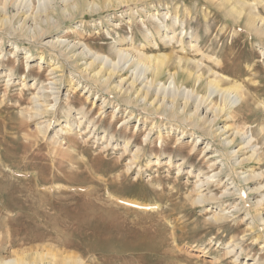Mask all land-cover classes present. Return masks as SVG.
Here are the masks:
<instances>
[{
    "label": "rangeland",
    "instance_id": "rangeland-1",
    "mask_svg": "<svg viewBox=\"0 0 264 264\" xmlns=\"http://www.w3.org/2000/svg\"><path fill=\"white\" fill-rule=\"evenodd\" d=\"M217 1L145 0L131 5L130 9L120 7L76 13L71 19H60V25L50 33L37 37L39 44L29 43L18 32L21 18L12 2L6 5L9 21L0 28V258L36 250H63L82 255L86 264H255V258L264 264V223L258 221L264 216V132L260 131L264 126L262 44L255 40L256 37L247 38L242 22L235 24L224 11L227 7H218ZM47 2L54 3L26 0L18 12L28 10V14L34 16L37 10L49 7ZM4 3L5 0H0V6ZM257 10L264 17V5L259 4ZM177 12L180 16L176 36L181 37L183 22L187 36L193 30H199L203 53L217 56L223 68L226 67V75L219 74L222 80L244 87L246 101L228 109L231 119L225 123L239 132L229 151L242 149L232 157L246 158L251 155L252 146H256L255 156L235 168L237 179L223 171L201 188H208L201 194L213 197L202 204L193 203L195 197L201 195L197 191L196 175L198 179L213 175L210 160L216 164L221 162L219 154L213 151L217 148L226 153L220 140L226 139L229 133H222L219 138L214 136V146L209 145L207 151L205 144L211 137L208 138L206 130L203 134L209 140L197 138L201 135L197 130L183 138L182 128L170 127L160 115L146 116L138 107L134 108V103L130 108L115 93L97 91L93 84H88L92 81L82 72L88 60L77 57L84 48V52L89 49L117 63L114 48L138 53L136 51L144 45L143 52L149 56L163 53L192 58L193 54L180 52L177 44L161 42L159 34L154 32L153 25L157 21L150 18L162 21V14ZM31 23L29 21L27 25ZM166 24L169 25V21ZM144 36L155 39L153 41L163 50L145 45ZM129 37H132L133 45L129 46L128 40L121 43L123 38ZM57 39L63 44L80 42L82 47L77 49L79 44L71 53L67 50V58L63 56L66 60H61L46 51L47 45L44 46L45 42ZM187 41L183 38L184 45ZM27 52L30 53L28 58ZM52 67H59L57 74L50 71ZM118 67L123 70L113 82L131 81L141 71L136 63L126 59L120 61ZM173 67L174 63L169 70ZM12 69L14 75L7 77ZM59 76L61 82L58 83ZM167 76L168 68L159 78L166 86L170 81ZM189 88L188 83L181 87L182 90ZM55 97H58L56 103ZM211 100L215 105L221 104L219 95L213 94ZM42 109H48V113L33 117L35 111L41 113ZM81 110L86 117L77 128L76 118H80ZM67 111L70 115H66ZM130 113H133L131 118ZM50 118L52 126L43 134L41 130ZM153 124L154 130L149 131ZM223 124L218 122L214 130ZM60 128L65 132L59 131L56 136L55 132ZM148 131L150 140L144 145ZM158 132L165 138L162 145L157 140ZM112 135L114 139L109 141ZM250 136L254 137L252 146H244V137ZM126 140L131 144L122 153ZM180 143L183 147L178 151ZM136 147L144 150L140 163L128 168L131 152ZM156 155L159 156L158 165L154 164ZM169 155H173V159L167 166ZM210 155L213 157L209 158ZM217 167L220 169L221 165ZM247 174L255 177L245 181ZM234 180L244 191L246 202H243L248 207L242 206L244 203L238 194H222L225 189L228 193L237 190V185L232 184ZM258 199L262 204L255 206ZM133 204L156 205L158 208L141 210ZM222 210L228 218L216 221L213 216L221 214ZM111 212L116 214L112 223L115 228L110 234H104L101 224L107 222L106 214ZM75 217L88 218L89 223L82 226L76 223ZM97 219L101 220L99 224L95 222ZM111 237L118 240L115 239L114 244L106 241ZM62 243L68 244L64 247ZM229 246L234 249L231 253L227 250ZM99 249L102 251H97Z\"/></svg>",
    "mask_w": 264,
    "mask_h": 264
},
{
    "label": "bare ground",
    "instance_id": "bare-ground-1",
    "mask_svg": "<svg viewBox=\"0 0 264 264\" xmlns=\"http://www.w3.org/2000/svg\"><path fill=\"white\" fill-rule=\"evenodd\" d=\"M50 1L54 2L55 0H50ZM139 1L144 2L145 0H62L59 3L54 2L52 5L47 2L49 7L43 8V9L41 8L42 10H37L35 15L33 16L32 13L28 14V10L23 12V9H22L20 13L18 12L20 10V5L24 2H26V0H5L3 7L0 6V28L3 27V25H5L7 23V21H9L8 20L9 18L6 17V15H7L6 14V8H7L6 5L8 6L9 2H12V5L14 6V8L17 9V14H19V17L21 18V21H19L20 24H18L19 26L17 25L18 28L20 29V31H18V32H20L23 37L25 36L29 40V43L31 41L32 44H35L34 42H36V44H39L37 42V37H39V36L42 37V35H45L49 31L51 32L52 29L53 30L56 29L60 25V23L62 22L61 20H64L66 18L71 19L74 17V15L76 13H80V14L94 13V12H98V11H105V10L107 11V10H111L114 8L117 9L120 7H126V8L130 9L131 5H136V4H138ZM213 1L214 0H209V2H213ZM215 2H216V0H215ZM217 2H218L217 3L218 7H222V8L227 7V10L225 9L224 11L226 12V15H228L234 19L235 24L242 22V25H243L242 27L246 31V34H247L246 37L247 38L251 39L250 36H253V38L256 37L255 40H257L259 42V44H262L261 53L264 56V17H261L258 13V10H257V6L259 4L264 5V0H219ZM27 7H29V6H27ZM157 15L158 14H154V16H157ZM162 16L164 17V20H162V21L158 18H155V17L150 18V19H152L151 21H154V20L157 21V24L156 25L154 24L156 27L153 25L155 34H157V35L159 34L160 41L163 42L164 44H166V45L167 44H169V45L177 44L180 52L190 53L191 55L193 54L191 56L192 58H187L185 56H178V55H177L178 57H174L172 54H163V53L158 54V55L149 56L143 52V50L145 49V46L142 45L140 51H136L138 53H134L130 49H126V48H122V47H120L118 49L114 48V51H115L116 56L118 58V61L116 63V62H112V60L111 61L108 60L106 57L98 56L97 53H92L89 49H87L86 52H84V48L82 50H80V48L82 47L81 46L82 44H80V42H76L73 44H71V43L63 44L62 40L57 39L54 41L45 42L44 46L47 45V47H49L48 49H46V51H49L55 57H57V58L61 57L62 58L61 60H64L65 57L67 58V56L69 54V52H67V50H69L71 53L72 48H73V50H76L77 46L80 44L79 48H77L80 50L77 54V57L81 56L82 58L88 60V63L85 64L86 65L85 70H82V72L86 73L85 74L87 76L86 78H88L89 81L90 80L92 81V83L88 82V84H93L94 88L99 92L104 91L107 94L115 93V95L118 97H121V99L124 100L127 103V105H129L130 108H132L131 104L134 103V108H135V106L138 107L139 110H141L139 112H141L142 114H144L146 116H150L153 118V116L156 117V116L160 115L159 117L161 119L163 118V120L166 121L165 124H167V123L170 124L169 125L170 127L173 128V126L175 125L176 129L182 128L180 133L183 135L182 136L183 138H185L184 136L187 134L192 135L193 132H195V130H197L198 132H201L200 133L201 135H199L197 138L201 137L205 140L206 136L203 134L204 133L203 130H206V133L209 134L208 138H209V136L211 137V139L209 138L210 140L206 139V140H209V142H207L205 144V148H207V151L209 149V145L214 143V141H213L214 136L219 138L220 134L229 133V135L226 139L220 140V143L226 147L225 148L226 153H224L223 151H221L217 148L215 151H213V153H217V155L219 154L218 158H221V162L220 163L218 162V164H216V161L210 160L209 168L212 169L211 173L213 175L207 176V174H206L207 177L204 179H198L199 176L196 175V178L198 180L197 181L198 184L196 183L197 184L196 186L198 189L197 191H198V193L201 194L202 191H205L208 189V188H206V189L202 190L201 188H203L206 185H209V183L212 182L211 179L219 176V174L221 172L224 171L225 173L226 172L231 173L234 177L237 176L235 168L239 165L242 166L241 164L251 160L252 157H254L256 154L255 153L256 152V150H255L256 146L255 145L252 146V140L254 138V137L252 138V136L244 137V143H243L244 146H250L251 145L252 147H254V149L252 148V150H251V152H252L251 155H249L248 157L242 158V159H239L237 157L236 158L232 157L234 153H236V155H238V153L241 151L242 148H238L236 151H229V147L235 143V140L237 138V134H239V132L237 133V131H234L229 125L225 124L228 120L231 119V115L229 114L228 109H231L232 107L236 106L238 103H242V101H246V100H244L246 98V93L244 92L245 91L244 87L239 86V85H235V84H228V83L226 84L222 80L223 77L221 78V76H223V74L226 75V73H227V72L226 73L224 72L226 67L223 68V63L220 62L219 60H217V56L214 57L211 54L208 56L205 53H203L202 48L204 45L202 44L203 46H201V44H200L201 36H199V33H198L199 30H197V31L193 30L194 32L192 31L187 36V32L185 31L184 22H183V24H181V26H182L181 27V33H180L181 37L178 38L176 36V30H177L176 28H177V26L179 28V16H180L179 12L175 13L174 15H171V14L168 15L167 13H165V14H162ZM55 17L57 20H54ZM58 19H59V21H58ZM27 21L28 22L32 21L31 25H27V23H28ZM167 21H169V25L166 24ZM234 22H233V24H234ZM19 29H17V30H19ZM12 30H15V29H12ZM210 31H212V30H210ZM129 32H131V31H129ZM207 32H208V30L206 31V33ZM185 37H186V39H188V41L184 45L183 44V38H185ZM126 40H128V42L130 43L129 46L133 45L132 37H129L128 39L123 38L121 40V43L125 42ZM144 40L146 43L145 45H147L148 47H153V46L155 47L156 46L157 51L163 50L162 46L161 47L158 46L157 43L155 41H153L155 39H149L147 36H144ZM173 46H171L172 52L174 50ZM15 48L17 49V45ZM150 50H151V48H150ZM26 54H28L27 55V58H28L30 56L29 55L30 53L27 52ZM74 55H76V54H74ZM63 56H65L64 59H63ZM87 56H89V57L86 58ZM27 58H25V59H27ZM68 58H72V56L71 57L69 56ZM41 59H42V57H41ZM124 59L129 61V63L130 62L136 63L137 66H139L141 68V71H140L139 75L136 78H133L131 81H129V80L125 81L124 79H120L116 82H113V78L117 77L119 72L121 70H123V68L121 69L118 66H119L120 61H122ZM173 63L175 65V67H173V70H172L173 72H172L169 70V68ZM176 67L178 68V71H177ZM58 68L59 67H52L50 71L57 74ZM167 68H168V76L167 77H168V79H170V81H169V84L166 86L163 83L161 84L159 80L161 79L160 76L163 75L164 71ZM91 73H92V75H91ZM12 74H13V69L8 71L7 77H11ZM79 76H80V73H79ZM141 77H142V79H141ZM9 81L10 80H8L7 82H9ZM59 81H60V76H59L58 83H59ZM53 82L51 84H53ZM185 83L190 84L191 88H189L188 90L187 89L182 90L181 87ZM57 93L59 94V91ZM213 94L219 95V98H220L222 105L220 103H219V105L213 104L214 101L211 100V96ZM57 101H58V97H55L54 102L56 103ZM208 101H209V103L207 104ZM102 103L105 104L106 101L103 100ZM35 112L36 113L33 114L35 116H33V117H37L38 115L41 116V115H43V113H48V109H45L44 111L42 109L41 113L38 112V110ZM38 113H40V114H38ZM65 113H66V115H68V114L70 115L69 111H67ZM52 115H53V112H52ZM79 115H80V118H76L77 119L76 122L78 123L77 128H79L81 126V123H82L81 119H85V117H86V115L84 114V112L82 110L79 111ZM132 115H133V113L129 114L130 118L132 117ZM31 119H32V117H31ZM52 122L53 121H51V118L46 120V125H45L44 129L41 130V132H43V134H46L47 131L49 130V128H51ZM218 122H223L224 124L222 127L218 128L217 130L216 129L214 130V127L217 125ZM90 123H92V122H90ZM69 126H70V124H69ZM155 126H156V124H155ZM70 127H73V125H71ZM69 130H70V128H69ZM153 130H154V124L151 126L149 131H153ZM59 131H60V133H63L64 130L62 128H60V130L55 132L56 136L59 133ZM149 131L145 135L146 138L143 141V142H145L144 145H147L149 143L148 142V140H150V136H149L150 132ZM217 131H220L219 134L217 133ZM260 131L264 132V126L260 127ZM66 132H69V131L67 130ZM158 133H159V135H158L157 140L159 142H161V145H162V143H165L164 142L165 138L160 134L161 132H158ZM64 134H67V133H64ZM134 136H137V134H134ZM112 139H114L113 135L110 136L109 141ZM101 140H103V138H101ZM197 142L198 141H196V143ZM196 143L190 149L191 151L194 150ZM130 144H131V141L126 140V143L124 144V146H122V149H123L122 153H125L127 151V149H129ZM106 146H107V144H106ZM213 146H214V144H213ZM182 147H183V145L180 143L176 150H178V149L180 150ZM164 148H165V146H164ZM211 149H212V147L210 148V151H211ZM142 150L143 149H141L140 147H136V149L133 152H131V156L129 159L131 161V164L129 163L130 165L127 166L128 168H130L133 164L140 163V155L142 154ZM143 152H144V150H143ZM156 157H157V159L154 162V164L158 165L159 164L158 163L159 156L156 155ZM211 157H213V156L210 155L209 158H211ZM172 159H173V155H169L168 161L166 163L167 166L171 165ZM254 160L257 161V158H254ZM149 163H150V161H149ZM182 164L177 166L178 172L180 171V169H181L180 166ZM219 164L221 165L222 169L221 168L218 169L217 166ZM254 177H255V175H248L247 174L244 177V180L248 181V180L253 179ZM232 184L237 185V182L234 180L232 182ZM236 185L234 187H236ZM236 188H237V190L234 191L236 193H234V192L228 193V192H226L227 189H225V192L222 194L223 195H232V196L234 194H238L240 197L239 200L243 202L245 199L244 191L242 190V188H240L239 185H237ZM249 191L251 192V191H253V189H249ZM113 198H114V200L116 199L115 197H113ZM211 199H213V197L211 195L201 194V195H198L197 197H195V200H193V203L202 204V203L206 202L207 200H211ZM116 201L123 203V201H121L119 199H116ZM244 202H246V200ZM261 202H262V200L258 199L257 201H255V206H259L260 204H262ZM133 206H135L141 210H146V209L149 210V209H157L158 208L156 205L147 207V206H144L141 204H133ZM242 206L246 207L247 204L244 203ZM235 209H236V206H235ZM224 211L225 210H222L221 214H219V213L215 214L213 216L214 219L216 221H220V220L228 218V216L226 214H223ZM239 211H240L239 209H236V212H239ZM249 213H247V215H250ZM87 216H88V214H87ZM106 217L108 220H107V222H102L101 228L103 229L102 232L104 234H110L111 231L114 230V228H115L114 226H112V223H114V221L116 219V214L111 212V213L106 214ZM75 218H76V223H80V225H82V226H86L89 223L88 218H85V217L83 219L81 217H75ZM99 221H101V220L97 219V221H95V222L96 223L98 222V224H99ZM258 221L260 223H264V216L260 217V220H258ZM251 222H253V221H251ZM113 238L114 237L108 238L106 241L113 243V241L115 239H117V238H115V239H113ZM258 239L259 238H257V240ZM36 240H38V239H36ZM62 244L64 247H66L68 243H66V244L62 243ZM69 245H71V243ZM235 246H237V245H235ZM227 250H229L228 253H231V251L234 249H233V247L229 246V247H227ZM97 251L101 252L102 250L99 249ZM241 252H242V250L240 249V253ZM81 257H82V255L78 256L77 254L65 252L63 250L58 251V252L57 251L54 252L51 250H36L33 252H29V253H25V252L18 253L14 257H10V258H5V257L0 258V264H84V263L86 264L87 262H84V260ZM236 258H238V257H236ZM255 261H256L255 264H261L259 262L260 260L258 261V259H256V258H255Z\"/></svg>",
    "mask_w": 264,
    "mask_h": 264
}]
</instances>
